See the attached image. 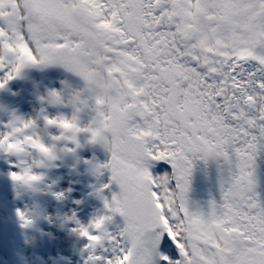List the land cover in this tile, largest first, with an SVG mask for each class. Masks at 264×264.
<instances>
[{"label":"snow or ice","instance_id":"6c2138e0","mask_svg":"<svg viewBox=\"0 0 264 264\" xmlns=\"http://www.w3.org/2000/svg\"><path fill=\"white\" fill-rule=\"evenodd\" d=\"M18 55L87 83L71 102L111 132L97 168L119 190L106 229L81 233L86 264H264V0H0V88ZM197 162L217 174L206 212L189 199Z\"/></svg>","mask_w":264,"mask_h":264},{"label":"bare ground","instance_id":"6f19581e","mask_svg":"<svg viewBox=\"0 0 264 264\" xmlns=\"http://www.w3.org/2000/svg\"><path fill=\"white\" fill-rule=\"evenodd\" d=\"M29 84L28 90L25 91L23 85ZM75 84L79 87L68 84V71L60 65H48L43 67L25 68L20 77L13 78L8 81L3 88H0V107H6L9 110H15L18 115L25 118H35L37 113L43 109L49 116L62 112L70 114L71 97L70 90H79L83 87V82L77 79ZM49 90L64 91V102L57 105H49L44 100V94ZM90 110L84 109L79 114L81 126L86 122L89 116H92ZM7 116L0 111V125L6 123ZM38 124L43 126V121L38 120ZM2 130V127H0ZM52 134H56V129H49ZM87 133L79 135V147L75 148L74 155H66L56 161L55 172L53 178L48 182L52 185L54 193L65 194L63 205L60 207H52L46 204L43 216L52 217L63 213H74L77 220L83 224H87L94 215L104 213L103 201L98 197H84L79 195H68V184L78 190V183L75 178L79 176L78 171H74L80 164L96 162V164L105 163L110 158L104 154L100 144H92L87 141ZM31 139V137H27ZM17 165L13 158L7 157L0 153V189L5 188L13 183L6 181V177L14 172L13 169ZM71 167L73 170H71ZM169 167V166H168ZM167 171H171L170 167ZM55 181V183H52ZM260 186V185H258ZM263 193L264 188L260 186ZM67 190V191H66ZM118 186H111L107 192L102 195L106 199H111L114 192H118ZM87 203V206H86ZM91 203L93 206L90 207ZM5 204L8 211L0 220V255L6 264H86L89 256L87 245L89 241L86 238L78 237L75 232V225L68 223L63 227L57 226L55 222H49L46 219L50 243L43 246L41 239L37 234L35 223L32 227L22 226V222L17 216V210L24 211L23 206L17 205L12 210L13 205L9 196H5ZM203 211H207L204 209ZM13 216V217H12ZM20 221L21 224L17 222ZM118 221V222H117ZM123 226V218L118 214L113 216V221L109 225V230ZM66 229L68 231V239L64 236L56 234V230ZM52 243V245H51Z\"/></svg>","mask_w":264,"mask_h":264},{"label":"clouds","instance_id":"9594fccd","mask_svg":"<svg viewBox=\"0 0 264 264\" xmlns=\"http://www.w3.org/2000/svg\"><path fill=\"white\" fill-rule=\"evenodd\" d=\"M18 53V50H17ZM19 67V72H14V78L20 77L23 70L29 67H43L34 66L27 60L26 57L18 55L16 65ZM88 84L85 83L84 88L80 91H85ZM75 90H70V97ZM53 90H49L44 94L43 100L49 105L62 104L64 102L63 92L61 91L62 98L57 100L52 95ZM86 105H77L71 102V113L64 114L62 112L50 116L52 123H48L49 116L41 109L35 118H25L18 115L15 110H9L6 107H0L7 120L6 128L0 130V153L5 154L7 157L13 158L18 167L17 174L21 179L12 180L14 196H29L34 198L42 192H50L51 187L45 183L48 171L56 166V161L66 155H74L75 148L79 147V135L87 133V141L92 144H100L106 151L110 147L111 132L104 129L99 121L93 122L91 119L86 125L81 126L79 114L84 111ZM43 121L41 127L37 121ZM65 125H68L67 127ZM56 129V134H52L49 129ZM92 128L97 130L98 135L95 139L92 137L91 132H85V129ZM31 137V139H27ZM71 143L74 147L69 148L67 144ZM12 144L13 147L8 145ZM98 164L90 165V172L92 175H99ZM29 176L38 177L36 180L28 179ZM55 183V181H52ZM67 191V190H66ZM59 194V195H57ZM56 199L63 200L66 198L65 194L57 193ZM94 194L102 200V195L98 188L94 190ZM103 201V200H102ZM25 216L31 220V223L26 227H32L36 219L39 218V209L35 201L33 204L26 208L24 211ZM44 219L49 222L57 223V226L63 227L68 223L75 225L74 232L78 237H84L82 232H90L91 230L104 231L108 221L103 219V213L94 215L87 224L81 223L77 220L74 213H63L54 215L52 217L45 216ZM100 223V228L96 229V223ZM87 239V238H86ZM90 242L88 243V245Z\"/></svg>","mask_w":264,"mask_h":264},{"label":"rangeland","instance_id":"374dc122","mask_svg":"<svg viewBox=\"0 0 264 264\" xmlns=\"http://www.w3.org/2000/svg\"><path fill=\"white\" fill-rule=\"evenodd\" d=\"M80 78L77 77L75 74L68 72V84L72 86L79 87L80 85L75 84L74 82ZM81 81V80H80ZM29 84L26 82L23 85L25 91L28 90ZM92 116H89L86 119V122L83 125H86ZM82 125V126H83ZM67 147L72 148L74 147L71 143L67 144ZM103 151L106 156H108V152L105 150L104 147ZM96 164V162H93ZM92 162L88 161L86 163L80 164L77 169L74 171L79 172V176L76 179L78 183V190L73 189L69 183L68 184V191H67V202H68V195H79L84 197H97L94 194V190L100 188L103 184H111V186H115L114 183H109L110 181V172L107 169H102L99 175H92L90 172V165L93 164ZM168 165L163 162H156L155 167L151 168L154 174H158L162 171H167ZM18 167L14 168V172H18ZM71 170L73 168L71 167ZM55 172V167L50 169L47 174V178L45 183L47 185L49 180L53 178ZM258 176H259V184L264 188V156L260 158L259 161V169H258ZM6 181L12 183L10 175L6 177ZM258 186L256 191L258 194L259 199L261 202H264V193L261 187ZM51 191L50 192H42L34 198H30L29 196H14L13 194V184L0 189V220L5 217L4 214L8 211V206L5 204V196H9L13 207L11 211H14V208L17 205L23 206L21 208L26 209L33 204L35 201L37 208L39 209L40 216L38 219L34 221L35 226L37 228V234L41 239V243L43 246H48L50 243V239H48L49 232L46 226V219H44L43 211L46 207V204H51L54 207H60L63 205V200H57L56 194L54 193L52 185H50ZM107 189H103L100 194L104 195L107 192ZM189 199L193 202V207H199L201 210L208 208V201L209 200H216L219 201V192L217 188V174L214 165H209L207 169L204 168L202 164L197 162L193 176L191 178V191L189 192ZM90 207L93 205L91 203ZM87 206V203H86ZM13 217V216H12ZM118 222V221H117ZM21 224L20 221L17 222ZM111 225V224H110ZM33 228V226H32ZM56 234L59 236H64L68 239V231L66 229H58L56 230ZM52 245V243H51ZM0 257L4 258L0 255Z\"/></svg>","mask_w":264,"mask_h":264},{"label":"water","instance_id":"95a60500","mask_svg":"<svg viewBox=\"0 0 264 264\" xmlns=\"http://www.w3.org/2000/svg\"><path fill=\"white\" fill-rule=\"evenodd\" d=\"M0 264H4L2 261H0Z\"/></svg>","mask_w":264,"mask_h":264}]
</instances>
